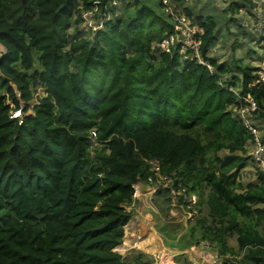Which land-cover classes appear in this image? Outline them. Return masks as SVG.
<instances>
[{"label":"trees","instance_id":"16d2710c","mask_svg":"<svg viewBox=\"0 0 264 264\" xmlns=\"http://www.w3.org/2000/svg\"><path fill=\"white\" fill-rule=\"evenodd\" d=\"M95 2L0 0V264H155L117 251L151 160L198 199L185 239L169 242L175 231L159 229L167 245L203 240L230 254L223 264H264V171L242 180L251 134L231 90L250 93L264 121L257 66L210 57L211 17L197 19L204 63L178 47L160 51L173 20L141 0H123L125 14L84 37L81 12ZM22 105L19 124L11 112Z\"/></svg>","mask_w":264,"mask_h":264},{"label":"rangeland","instance_id":"374dc122","mask_svg":"<svg viewBox=\"0 0 264 264\" xmlns=\"http://www.w3.org/2000/svg\"><path fill=\"white\" fill-rule=\"evenodd\" d=\"M128 1H132L133 3L134 0ZM141 1L147 2L155 7L159 13L166 15L164 7L159 5L160 0ZM250 2L255 6L252 7ZM184 7H188L192 11L193 21H195V23L197 22L198 16L211 17L212 20L217 23L215 32L217 40L210 48V57L217 59L219 62H226L229 64L232 63L234 57H237L238 59H242L244 63H250L253 66L259 65L264 51L263 44L261 43V41L264 40V0H190ZM116 10L118 13L117 17H121L125 14L123 0L119 2ZM96 17L97 19H100L101 15H96ZM247 22L248 27L246 26ZM86 27L84 21L79 25V28L83 31L84 37L91 38L94 32L98 29H88ZM244 32L247 34L244 35ZM236 40L238 41V44L235 46L236 49L234 50ZM262 42L264 43V41ZM3 51H5V48L0 45V54ZM237 74L239 75V73ZM237 90L240 91L239 89ZM3 93L7 94V91H4ZM35 94L36 97L44 95V88L38 86ZM17 95L19 96L18 92ZM36 97L31 101L32 106L37 102ZM32 113V108H30L26 112V115ZM254 123L259 126V129H261L262 132H264L263 121L261 122V120L255 117ZM248 149V155H251L252 146L249 145ZM223 154L224 152H220V155ZM258 167L259 166L252 161L250 156V161L242 172L243 182L247 183L254 180L256 177V169ZM166 196L167 195L164 192L154 195L156 200H150L148 205L143 207V213L149 215L148 219L144 218L145 215H142L140 219H142V222L144 221L145 223H148L147 225L150 227L149 230L145 233L144 237L139 236V238H137L134 234L135 229L133 224L135 223L133 222L132 225L126 229L123 242L124 245L122 244L117 248L119 253L125 257H131L134 252L141 251L153 256L155 264H192V262L186 260L187 258L184 255L187 254L185 251L192 252L191 250H200L205 241L202 239L203 242L201 241L200 243L192 241L190 246L185 249L166 244L164 235L159 231L160 228H165V226H167V231H175L174 235H176V238L169 240V242L176 243L177 240L182 237L185 239L190 228L195 226L196 221V218L189 219L181 208H177L178 210L176 209L172 212L173 207H171L170 211L167 212V205L163 204ZM161 203L163 204L162 207L159 205ZM134 208L136 207H127V211H132L133 216L139 215ZM154 238L156 240L152 241ZM187 240H189V237H187ZM212 245L215 246L214 244ZM229 246L237 251L238 244L235 237L229 240ZM202 249L205 254L199 258L198 264L201 263V260H203L202 258H207L206 261H209L212 264H223L224 259L230 257V254L221 255L222 251L217 247L215 250L210 248L207 249L206 247H203ZM189 255L191 256L192 254ZM212 255L214 256L213 258L211 257ZM192 256L196 259V256Z\"/></svg>","mask_w":264,"mask_h":264},{"label":"built area","instance_id":"2783aa9c","mask_svg":"<svg viewBox=\"0 0 264 264\" xmlns=\"http://www.w3.org/2000/svg\"><path fill=\"white\" fill-rule=\"evenodd\" d=\"M121 0H108L107 4L103 8V0H96L93 8L85 9L81 12L82 22L86 24V28L102 29L106 22L117 17V10L115 13L111 11V8L117 9V6ZM190 0H161L164 7V11L167 15H170L173 23L174 30L172 33L168 34L161 41L157 42L155 46L163 52L171 53L174 48H179L180 52L186 57H193L198 60L199 63H204L202 57V46H203V34L204 28L197 22L193 21L184 10V6ZM96 15H101L100 19ZM89 22V23H88ZM248 27V22L246 23ZM253 31L252 29H250ZM263 47L264 43L262 42ZM210 70L212 67L207 65ZM255 80L251 86H264V51L259 65L255 70ZM231 90L238 96L240 100L244 102L239 108L238 113L243 124L248 129L251 134V139L248 144L252 146L251 158L252 161L258 165L264 171V134L259 126L254 123V112L259 109L257 101L251 96L250 93L243 95L237 89L231 87ZM23 105L19 109H13L11 112V117L18 120L19 124L23 122ZM92 137L96 138L97 133L92 132ZM151 175L148 176L147 186L149 193L154 196L159 191L167 192L168 196L171 198L170 204L173 209L181 208L189 219H194L197 217L198 211L195 209L197 204V196L194 193H189L186 187L182 185L180 179L176 183V178L173 174H164L161 170V165L155 160L149 161ZM144 182H138L135 185L134 198L137 196L141 184ZM178 210V209H177ZM203 247L207 249L215 250L216 247L210 242H204ZM214 257L213 255L211 256Z\"/></svg>","mask_w":264,"mask_h":264},{"label":"crops","instance_id":"0c3cea01","mask_svg":"<svg viewBox=\"0 0 264 264\" xmlns=\"http://www.w3.org/2000/svg\"><path fill=\"white\" fill-rule=\"evenodd\" d=\"M263 123H264V121H263ZM153 197L154 196H152L149 193V191H148L147 183L144 182L143 184H141V188L139 189V191L137 193V196L134 198L133 203L130 206H128V207H131L132 206V208L133 207H136L134 209H135L136 213H139V215H134V216L132 215L130 222L126 226V229H127L130 225H132L133 222L135 223V224H133V227L135 229L134 234H135V236H137V238H139V236L144 237L145 236V233L150 228L147 225L148 223H145L144 221L142 222V219H140V218H141L142 215H145L143 213V207L147 206L148 203L150 202V200H153ZM174 210L175 209H173L172 212H174ZM148 215H145L144 218L148 219ZM125 233H126V231H125ZM202 248H203V246H202ZM202 248L200 250H197V251L191 250L192 252L185 251V253L187 254V255H184L187 258L186 260L192 262V264H198L199 258L202 257L203 254H205V252H204V250ZM189 254H192V255L196 256V259H194V257L192 255L190 256ZM202 259L203 260H201V263L200 264H212L209 261H206L207 258H202Z\"/></svg>","mask_w":264,"mask_h":264},{"label":"bare ground","instance_id":"6f19581e","mask_svg":"<svg viewBox=\"0 0 264 264\" xmlns=\"http://www.w3.org/2000/svg\"><path fill=\"white\" fill-rule=\"evenodd\" d=\"M156 239L154 238V239H152V241H155ZM128 241V240H127ZM137 241V240H136ZM150 243V242H149ZM128 244H129V242H128ZM124 245V244H123ZM131 245V244H130ZM136 245V244H135Z\"/></svg>","mask_w":264,"mask_h":264}]
</instances>
